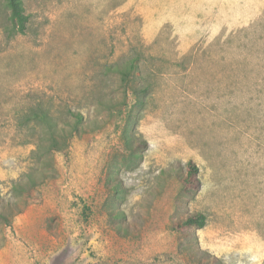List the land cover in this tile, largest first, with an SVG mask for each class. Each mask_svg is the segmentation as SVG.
I'll use <instances>...</instances> for the list:
<instances>
[{"label":"rangeland","instance_id":"rangeland-1","mask_svg":"<svg viewBox=\"0 0 264 264\" xmlns=\"http://www.w3.org/2000/svg\"><path fill=\"white\" fill-rule=\"evenodd\" d=\"M24 6L13 35L0 0V264H264V0ZM42 111L86 122L46 161Z\"/></svg>","mask_w":264,"mask_h":264},{"label":"trees","instance_id":"trees-1","mask_svg":"<svg viewBox=\"0 0 264 264\" xmlns=\"http://www.w3.org/2000/svg\"><path fill=\"white\" fill-rule=\"evenodd\" d=\"M7 8L10 12V20H11V31L13 35L15 34H23L26 32L29 15L25 11L24 0H6ZM138 68L137 58H132L128 61L127 64L123 66L115 65L110 67L111 70H115L121 75V78L124 82H129L131 74ZM75 120L69 123L67 126H60L51 115L46 112H36L31 115V117L38 121L42 128L43 134L39 137V143L36 149V158L39 161H46L48 157H52L55 151H59L65 149L69 144V139L74 135L80 134L82 131L86 129V122L81 113L75 114L72 112ZM131 121H128L124 130V137L127 143V146L131 150H136V144L133 145V142H137L138 139L131 133L129 134V125ZM140 142V141H138ZM137 142V147H138ZM190 165V175L193 176L196 174L198 167L192 162ZM195 171V173H193ZM30 181H34V176L29 175ZM119 183H115L113 188L118 191ZM3 201L2 192L0 188V204ZM114 216H120L119 213H116ZM7 219V218H5ZM10 222V221H7ZM207 223V217L202 212H195L186 217L183 221V225L187 227H194L197 229L203 228ZM116 228H118L116 226Z\"/></svg>","mask_w":264,"mask_h":264}]
</instances>
